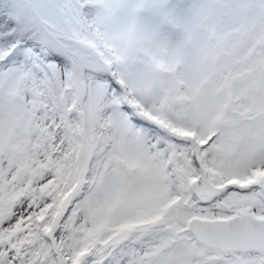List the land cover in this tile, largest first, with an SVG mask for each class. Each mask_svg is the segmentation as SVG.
Instances as JSON below:
<instances>
[{"label":"snow or ice","instance_id":"obj_1","mask_svg":"<svg viewBox=\"0 0 264 264\" xmlns=\"http://www.w3.org/2000/svg\"><path fill=\"white\" fill-rule=\"evenodd\" d=\"M0 264H264V0H0Z\"/></svg>","mask_w":264,"mask_h":264}]
</instances>
